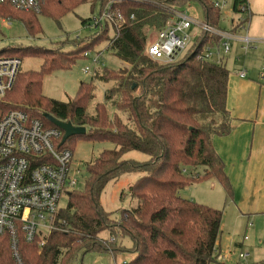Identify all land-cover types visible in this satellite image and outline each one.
<instances>
[{
  "label": "trees",
  "instance_id": "16d2710c",
  "mask_svg": "<svg viewBox=\"0 0 264 264\" xmlns=\"http://www.w3.org/2000/svg\"><path fill=\"white\" fill-rule=\"evenodd\" d=\"M191 1L45 0L39 12L0 6V16L18 18L32 36L40 32L36 15L47 13L59 19L85 3L91 7L99 4L98 17L106 12L111 18L100 22L98 32L89 39L71 41L68 49L63 48L68 43L64 41L54 48L16 46L0 50L8 57L33 56L42 62L38 72L18 71L13 87L1 98V113L18 108L30 118L41 120L46 128L56 127L43 117L46 113L74 127H85L84 134L70 137L63 144L71 151L72 145L67 142L77 138L114 145L86 168L89 177L84 190L68 193L69 202L57 213V226L41 252L38 254L35 244L21 242L22 264H72L90 251L113 256L130 253L120 264L215 263L213 249L221 233L222 211L183 198L180 191L201 181L216 180L224 196L228 199L231 195L224 166L212 145L214 136H228L232 129L225 105L228 69L223 62L199 57L204 47L219 46L220 38L202 31L185 54L166 63L149 58L145 47ZM195 1L205 16L204 24L218 29L217 0ZM240 6L247 8V0H233L232 12L240 14ZM109 27L114 32L112 37L107 33ZM236 27L233 25L231 31L236 32ZM101 41H106L105 48L127 66L119 71H95L92 79L113 85L106 88L104 101L96 103L91 114L86 104L94 98L92 79L81 82L76 97L68 101L40 95V80L45 73L69 69ZM108 106L115 110L112 118ZM127 151L144 153L148 160L122 159ZM124 173L139 174L129 187L136 204L116 220L102 209L99 195L110 180ZM103 231H108L110 238L127 234L133 246L123 249L115 239L100 237ZM0 264H16L6 235L0 236ZM257 264H264V260Z\"/></svg>",
  "mask_w": 264,
  "mask_h": 264
},
{
  "label": "built area",
  "instance_id": "2783aa9c",
  "mask_svg": "<svg viewBox=\"0 0 264 264\" xmlns=\"http://www.w3.org/2000/svg\"><path fill=\"white\" fill-rule=\"evenodd\" d=\"M44 1L0 0V6L39 12ZM224 5L225 2L222 5L218 0L214 2L216 8ZM240 10L242 13L247 8L240 6ZM174 16L145 46L148 57L154 61L173 62L188 47L191 39L186 30L196 21L181 12ZM119 17L115 16L117 19ZM98 18L93 19L94 27L104 20H111L106 12ZM0 25L10 27L12 21L0 16ZM197 25L201 32L212 33L220 38L219 46L203 48L200 59L211 62V58L216 56L214 62L221 63L222 56L231 48V41L242 44L244 51L255 48V41L248 36L236 37V33L223 32L207 24ZM20 62L17 57L0 54V101L13 87ZM82 71L87 74L90 70L85 67ZM237 74L241 78L246 76L244 70ZM258 74L260 83L264 84V64L260 65ZM62 135L63 131L59 128H46L41 120L30 118L21 109L0 112V236H7L16 264H22V241L35 244L38 254L41 252L46 238L57 226L56 215L61 210V197L75 190L74 176L79 170L73 166L72 151L61 145ZM242 241H247L246 235ZM233 254L234 249L220 250L216 246L213 249V257L218 264H229ZM237 256L245 257L241 252Z\"/></svg>",
  "mask_w": 264,
  "mask_h": 264
},
{
  "label": "rangeland",
  "instance_id": "374dc122",
  "mask_svg": "<svg viewBox=\"0 0 264 264\" xmlns=\"http://www.w3.org/2000/svg\"><path fill=\"white\" fill-rule=\"evenodd\" d=\"M222 5L225 2L224 7L220 10V19L218 22V27L220 29H229L230 19L233 17L235 20L244 19L249 16L247 11L240 14H232L231 4L232 0H218ZM249 4V16L248 22H244V28L247 30V36L250 38L252 36H263L264 39V0H248ZM99 9L100 5L95 4L93 7L90 4L85 3L78 5L73 11L64 13L59 16V19L53 17V15L43 13L36 15V20L39 25L40 32L32 36L27 33L24 23L18 18H10L12 25L10 27H4L0 25V50H7L14 47H40V48H54L59 47L64 41H68L67 44L62 45L64 49L72 47L71 41L74 39L86 40L87 38L93 36L95 32H98V28L94 27V18L99 19ZM186 15L192 17L195 22L188 30L186 34L190 37V42L188 47L181 52L185 54L191 45L195 42L197 36L201 33L198 27V22L203 20L201 6L197 1L189 2L183 9ZM191 18V19H192ZM82 20L86 21V24H82ZM199 20V21H198ZM234 20V21H235ZM198 21V22H197ZM235 23V22H234ZM231 25H233L231 23ZM108 36L112 37L114 35L113 29L109 27ZM242 34H245L241 30ZM105 42L101 41L99 44L95 45L92 50L85 53V57L76 59L69 69H54L50 72L45 73L41 78L40 83V95L45 98H51L57 101H68L76 97V92L81 82L88 83L93 78L95 71L100 69H106L108 71H119L126 67V63L119 61L111 51L105 48ZM70 43V44H69ZM232 46L234 43H231ZM262 46V47H261ZM263 48L264 44H257L255 50L248 51V54L244 56L246 66L251 67V71L254 72L255 69L252 66L250 60L258 58L257 52ZM232 49V47H231ZM239 51V50H238ZM239 53V52H238ZM233 51L230 50L227 55L226 68L231 71L232 60L231 55ZM243 57V52H240ZM233 57H236L233 55ZM240 58V57H237ZM216 56H213L211 60L216 61ZM20 70L21 72H38L41 70L42 62L39 58L29 56L20 59ZM261 63V62H260ZM264 63V62H263ZM262 63V64H263ZM261 64V65H262ZM103 66V67H102ZM88 67L89 73H83V68ZM257 68V67H256ZM18 79V76H17ZM92 84L94 87L93 94L94 98L91 99L86 104V109L89 114L93 110V106L96 103H102L104 101V91L106 88L113 85V82L102 83L96 79H92ZM18 83L16 82L13 89V93L17 89ZM12 102V101H11ZM107 112L110 118L113 117L115 112L114 109L108 106ZM125 120V117H124ZM72 145V155H73V166H76L79 172L74 176L75 179V191H83L85 188V182L89 177V172L86 168L93 164L94 160L99 157L100 153L104 150L113 149L114 145L112 142H90L87 140H82L77 138L75 140H70L67 145ZM122 159L134 160L137 162H144L148 160V156L141 152L127 151L124 153ZM139 174L135 173H124L115 180H110L105 188L99 195V202L102 209L111 213L112 217L116 220L121 219V212L125 210H130L135 206L136 200L131 199L129 195V187L132 183L138 179ZM212 183H215V187L212 188ZM219 184L215 182H205L201 181L192 186L185 188V190L180 191V196L183 198H192L190 193L194 194L200 200L202 197L206 202H210L213 205H221L222 201L220 196L217 195ZM221 190V189H220ZM193 199V198H192ZM60 208L65 209L68 204V196L64 195L60 199ZM195 201V199H194ZM197 203H203L200 201ZM207 204V203H206ZM209 206V205H208ZM221 207V206H220ZM213 208V207H212ZM215 209V208H214ZM221 209V208H218ZM226 220V217H225ZM229 221V219H227ZM250 227L246 229V226L236 227L234 230L228 232H222V237H230L231 239L242 238L247 236V242L241 248H234L235 255H232L233 260L244 262V260H249L248 264H253L257 261L264 260V215L258 217L251 221ZM103 239H115V244L120 245L125 250H129L133 244L129 235H118L115 237L109 236L108 231H103L100 234ZM241 252L245 257L241 260L236 256L237 253ZM113 253H103L98 251H90L82 254L79 258L72 262V264H118L119 259L126 255V253H117L114 257ZM128 257V256H127ZM258 262V263H259Z\"/></svg>",
  "mask_w": 264,
  "mask_h": 264
},
{
  "label": "crops",
  "instance_id": "0c3cea01",
  "mask_svg": "<svg viewBox=\"0 0 264 264\" xmlns=\"http://www.w3.org/2000/svg\"><path fill=\"white\" fill-rule=\"evenodd\" d=\"M185 6L180 8L179 12L186 15L185 11H183ZM223 7L224 6L217 8L219 14ZM230 9L232 12V4ZM246 11L250 16L248 0ZM232 14L234 13L232 12ZM249 16L243 20L239 19L241 17H238L236 20L233 17L230 19V26L233 27V25H237L236 32L231 31L232 27L229 29H220L218 23L215 27H218V30L223 32L236 33V37H240L241 35L247 36L248 29H243L244 24L242 23L243 21L248 22ZM203 17V20L197 21L198 24L205 23V16L203 15ZM231 23L233 25H231ZM241 30L244 31L245 34L240 33ZM261 37L263 36L256 35L251 38L249 37L255 41V48L252 50L256 49L257 44H264V39ZM231 43H234V45L232 46ZM231 43L232 49L230 48V50L233 51V54L229 60H232V66L231 71L228 70L229 77L227 81L225 105L227 112H229L232 129L228 133V136H214L212 141L213 149L222 161L226 178L231 185V195L230 198L227 199L224 196L222 186L216 180L215 181L219 184L217 195L221 198V205L215 206L210 202H206L203 200L206 199L204 197L199 200L197 196L190 193V197L193 198L190 199L193 201L195 199L194 202L196 203L204 201L205 205H209V207H213V209L221 208V233L216 243V247L220 250H232L235 247L241 248L247 242L242 241V238L231 239L226 236L222 237V232H228V230L232 231L236 227L242 226H246L247 229L252 226L251 221L264 215V84L260 83L258 74L259 67L264 62V47L261 48V46L260 50L257 52L258 58L250 60L255 69V71L252 72L250 69L251 67H247L246 64H244V56L248 54V51H244L242 49V44H239L237 41H231ZM241 51L243 52V57L240 54ZM228 53L221 58L225 66L228 60ZM233 55L236 57H233ZM242 70L245 71L246 76L241 78L237 73ZM215 181L205 180V182ZM214 184L215 183H212V188L215 187L216 184ZM227 219H229V221H227ZM130 255V253H126V255L119 259L120 262L118 264L126 261ZM238 259L242 260L243 258L238 257ZM248 262L250 261L244 260V262H240L239 260L235 261L231 258L229 264H248ZM258 262L259 261L253 264H257Z\"/></svg>",
  "mask_w": 264,
  "mask_h": 264
},
{
  "label": "water",
  "instance_id": "95a60500",
  "mask_svg": "<svg viewBox=\"0 0 264 264\" xmlns=\"http://www.w3.org/2000/svg\"><path fill=\"white\" fill-rule=\"evenodd\" d=\"M43 117L47 121H49L53 126H56L61 131H63L61 145L65 143L66 139L77 136V135H82L86 131L85 127H82V126L74 127L69 122L58 121L57 119H55L53 116H51L48 113L44 114Z\"/></svg>",
  "mask_w": 264,
  "mask_h": 264
}]
</instances>
